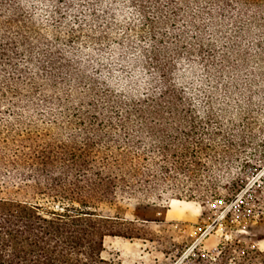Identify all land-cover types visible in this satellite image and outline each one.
I'll return each mask as SVG.
<instances>
[{
  "label": "trees",
  "instance_id": "trees-1",
  "mask_svg": "<svg viewBox=\"0 0 264 264\" xmlns=\"http://www.w3.org/2000/svg\"><path fill=\"white\" fill-rule=\"evenodd\" d=\"M124 5L138 18L150 77L117 93L88 75L87 58ZM261 17L264 0H0V264H114L101 257L103 241L123 237L111 226L122 221L101 205L178 187V174L201 182L215 147L231 141L210 108L191 107L174 63L198 60L221 79L238 37L251 36L247 22L264 28Z\"/></svg>",
  "mask_w": 264,
  "mask_h": 264
},
{
  "label": "rangeland",
  "instance_id": "rangeland-1",
  "mask_svg": "<svg viewBox=\"0 0 264 264\" xmlns=\"http://www.w3.org/2000/svg\"><path fill=\"white\" fill-rule=\"evenodd\" d=\"M35 7L45 19L47 4ZM116 8L109 41L91 46L87 73L99 81L108 79L120 93L144 88L150 73L137 53L138 18L126 5ZM262 18L257 26L264 25ZM72 20L66 18L70 26ZM247 25L251 36L238 37L237 51L221 79L207 77L198 60L191 64L193 60L182 56L174 63L180 70L175 84L191 107L200 115L210 108L217 122L213 126L221 127L231 142L215 147L217 162L209 163L211 171L203 173L201 182L195 173L192 180L178 174V187L162 186L150 196L119 197L101 205L99 214L121 219L111 226L123 234L104 239L102 259L114 264H264V28ZM130 34L131 48L124 42ZM207 36L210 48L222 52Z\"/></svg>",
  "mask_w": 264,
  "mask_h": 264
}]
</instances>
